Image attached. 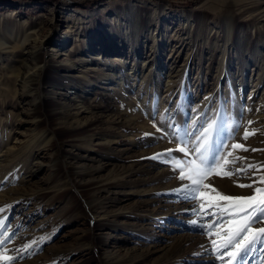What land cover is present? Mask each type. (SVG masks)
<instances>
[{
  "label": "rangeland",
  "instance_id": "rangeland-1",
  "mask_svg": "<svg viewBox=\"0 0 264 264\" xmlns=\"http://www.w3.org/2000/svg\"><path fill=\"white\" fill-rule=\"evenodd\" d=\"M24 1L0 0V208L12 206L0 239L16 233L0 255L39 247L0 264H222L202 227L211 217L192 210L225 205L212 189L264 187V168L235 172L264 165V0H40L18 12ZM201 116L220 128L221 175L186 201L171 191L188 183L179 170L147 157L177 148L161 139L169 125Z\"/></svg>",
  "mask_w": 264,
  "mask_h": 264
},
{
  "label": "snow or ice",
  "instance_id": "snow-or-ice-1",
  "mask_svg": "<svg viewBox=\"0 0 264 264\" xmlns=\"http://www.w3.org/2000/svg\"><path fill=\"white\" fill-rule=\"evenodd\" d=\"M203 119L204 117L201 116L187 127L175 124L169 125L172 132L170 134L163 133L161 139L169 136L170 141H177V148L166 149L163 152L154 154L152 157H147L148 159H158L170 164L173 172L179 170L177 179L180 181L187 180L188 183L182 184L171 191L186 201L196 200L204 195L201 188L208 187L204 183L206 178L213 173L221 175L220 172H217V169L222 167L221 159L223 157L221 153L225 145L223 140L214 138V132L218 136L220 128L216 120L206 122L205 126V123L200 122ZM248 123L253 122L249 121ZM157 130L162 131L159 128ZM255 131L249 133L246 130L243 138L246 140L250 134H255ZM145 135L149 134L145 133ZM232 148L248 150L241 144H233ZM252 151H257V149H252ZM175 152L183 153L184 159H177L173 155ZM227 162L225 160V164ZM251 168L259 172L261 168H264V165L249 164L245 168L235 170V172L236 174L246 173ZM256 172L253 174L255 175ZM222 175L231 176L233 172H224ZM258 182L264 184V175H260ZM239 186L253 187L252 184ZM212 191L216 192L220 200L226 202L223 207L218 204H211L209 207L218 209V211L207 212L205 211V204L201 203L198 209L193 208L192 210L193 215H196L199 219H203L205 216L211 217L209 223L202 225L208 236L214 235L217 237V239L211 240V248L208 251L215 253L216 259L220 260L222 264H253L255 259L253 253L259 251L262 256L260 264H264V227H253L257 223H264V187H256L252 196L243 198L224 196L215 189H212ZM11 207V205H6L0 208V213ZM6 220L7 218L0 219V228L6 226ZM189 223L195 225L198 221L192 220ZM15 235V232L11 234L4 232L3 239H0V247L4 245L5 241L11 242ZM51 238V236L42 237L39 243ZM33 247H39L37 241H32L23 245L22 248L16 249L18 255L15 257L6 254L0 255V260L7 262L23 259L26 255L32 254L31 249ZM7 251L5 249V252ZM249 257H253V259H249Z\"/></svg>",
  "mask_w": 264,
  "mask_h": 264
},
{
  "label": "trees",
  "instance_id": "trees-1",
  "mask_svg": "<svg viewBox=\"0 0 264 264\" xmlns=\"http://www.w3.org/2000/svg\"><path fill=\"white\" fill-rule=\"evenodd\" d=\"M108 0H85V1H77L75 3V7L81 8L83 10H87V9H93L96 6H99L101 4H103L104 2H106Z\"/></svg>",
  "mask_w": 264,
  "mask_h": 264
},
{
  "label": "bare ground",
  "instance_id": "bare-ground-1",
  "mask_svg": "<svg viewBox=\"0 0 264 264\" xmlns=\"http://www.w3.org/2000/svg\"><path fill=\"white\" fill-rule=\"evenodd\" d=\"M71 3L73 4V2H71ZM32 6L33 5H19L18 8L21 7V9H23V10H29ZM88 13H90V11L89 12H85V14H88Z\"/></svg>",
  "mask_w": 264,
  "mask_h": 264
},
{
  "label": "crops",
  "instance_id": "crops-1",
  "mask_svg": "<svg viewBox=\"0 0 264 264\" xmlns=\"http://www.w3.org/2000/svg\"><path fill=\"white\" fill-rule=\"evenodd\" d=\"M40 3H41L40 0H31V1L29 2L30 5H35L36 7L39 6Z\"/></svg>",
  "mask_w": 264,
  "mask_h": 264
},
{
  "label": "built area",
  "instance_id": "built-area-1",
  "mask_svg": "<svg viewBox=\"0 0 264 264\" xmlns=\"http://www.w3.org/2000/svg\"><path fill=\"white\" fill-rule=\"evenodd\" d=\"M29 2H30V1H28V2H27V1H24L21 5H30ZM17 9H18V10H17L18 12L21 11V7H20V8H17Z\"/></svg>",
  "mask_w": 264,
  "mask_h": 264
}]
</instances>
